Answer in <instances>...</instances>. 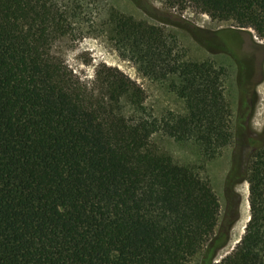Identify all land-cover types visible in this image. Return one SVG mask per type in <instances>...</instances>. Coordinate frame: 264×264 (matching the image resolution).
<instances>
[{"label":"trees","instance_id":"16d2710c","mask_svg":"<svg viewBox=\"0 0 264 264\" xmlns=\"http://www.w3.org/2000/svg\"><path fill=\"white\" fill-rule=\"evenodd\" d=\"M168 1L264 39V0ZM85 34L166 83L185 112L156 117L116 66L82 79L54 45ZM182 51L174 33L109 0H0V264H190L199 254L200 264H264V141L241 179L226 176L230 194L249 183L250 218L217 262L234 218L219 225L204 163L155 144L161 133L214 159L235 141L227 66Z\"/></svg>","mask_w":264,"mask_h":264},{"label":"rangeland","instance_id":"374dc122","mask_svg":"<svg viewBox=\"0 0 264 264\" xmlns=\"http://www.w3.org/2000/svg\"><path fill=\"white\" fill-rule=\"evenodd\" d=\"M109 3L138 19L174 33L183 48L182 52L187 53L188 57L197 60L209 58L228 68V92L233 111L235 141L220 156L206 159L192 144L177 142L161 133L154 135L159 151L170 155L176 162L204 163L220 202L219 225L227 212L230 218H234L227 242L214 257L213 262H217L234 248L250 218L249 183L246 180L238 181L232 187L233 194H230L225 180L232 170L241 179L248 167L252 150L260 141H264V39L259 38L252 28L243 29L230 21L212 19L192 7L172 6L168 0H109ZM82 23L84 26L93 25L89 17ZM54 52L61 55L76 74L89 82L94 78L97 65L104 63L118 67L143 87L146 95L144 104L158 118L169 111L185 112L183 101L168 89L166 83L145 76L131 60L119 56L103 36L85 34L75 40L67 37L56 42ZM235 54L243 60H250L254 68L253 82L249 87L243 80L245 76L240 78ZM257 56L259 61L254 64ZM243 70L248 72L249 67L245 66ZM248 98L250 108L244 116V103ZM229 203L232 205L229 206ZM201 256H196L190 264H200Z\"/></svg>","mask_w":264,"mask_h":264},{"label":"flooded vegetation","instance_id":"af4514ba","mask_svg":"<svg viewBox=\"0 0 264 264\" xmlns=\"http://www.w3.org/2000/svg\"><path fill=\"white\" fill-rule=\"evenodd\" d=\"M235 58L237 59V63H238V71H239V75H240V78L243 79V76H245V78L243 79L245 81V85H248V87L251 85V83L253 82V76H254V68L251 64V61L250 60H243L242 58H239L238 55L235 54ZM259 61V56L255 57V60H254V64H257V62ZM249 67V70L248 72H245L243 70L244 67ZM247 83V84H246ZM250 83V84H249ZM252 96V95H251ZM251 98V97H249ZM249 98L247 100H245V103H244V116H246L249 112V108H250V104H249ZM251 101L252 98H251ZM246 113V114H245Z\"/></svg>","mask_w":264,"mask_h":264},{"label":"bare ground","instance_id":"6f19581e","mask_svg":"<svg viewBox=\"0 0 264 264\" xmlns=\"http://www.w3.org/2000/svg\"><path fill=\"white\" fill-rule=\"evenodd\" d=\"M242 207H243V205H242ZM242 207H241V208H242ZM243 208H244V207H243ZM241 210H242V209H241ZM243 210H244V209H243ZM243 210H242V211H243ZM241 214H243V213H241ZM242 218H243V217H242Z\"/></svg>","mask_w":264,"mask_h":264},{"label":"water","instance_id":"95a60500","mask_svg":"<svg viewBox=\"0 0 264 264\" xmlns=\"http://www.w3.org/2000/svg\"><path fill=\"white\" fill-rule=\"evenodd\" d=\"M244 29V28H243ZM234 171V170H233ZM235 172V171H234ZM236 173V172H235Z\"/></svg>","mask_w":264,"mask_h":264}]
</instances>
